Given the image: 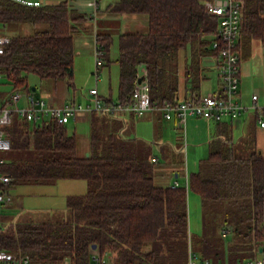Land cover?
<instances>
[{
    "label": "trees",
    "instance_id": "16d2710c",
    "mask_svg": "<svg viewBox=\"0 0 264 264\" xmlns=\"http://www.w3.org/2000/svg\"><path fill=\"white\" fill-rule=\"evenodd\" d=\"M205 1L117 0L107 6L111 14L144 15L147 24L143 32L118 35V56L113 61L112 36H96L101 65H118L117 96L109 101L131 100L141 66L147 70L153 105L198 94L204 78L201 61L215 55L210 45L217 35V20L205 13ZM242 12L237 51L246 55L253 42L264 46V0H244ZM88 20L66 0L40 1L39 6L0 0L2 31L23 24L36 29L30 35L10 36L0 54L1 77L13 87L29 88V73L64 79L73 87L74 35ZM187 50L180 80V52ZM234 126L218 123L208 156L188 176L187 187L172 188L153 181L151 145L123 137L121 126L104 118L91 121L87 155L78 154L77 137L66 124L45 126L13 118L6 127L11 147L0 155L4 159L0 173L10 181L0 184V190L9 193L15 184L74 179L84 180L86 191L66 197L64 219L0 227V248L27 264H89L92 245L101 255L107 254L111 264H181L188 239L190 189L199 195L203 215L209 214L202 234L208 237L194 244L202 257L215 262L223 258L218 241L223 232L237 241L228 246L229 258L254 255L263 245L264 128L258 147L253 117L236 142Z\"/></svg>",
    "mask_w": 264,
    "mask_h": 264
},
{
    "label": "rangeland",
    "instance_id": "374dc122",
    "mask_svg": "<svg viewBox=\"0 0 264 264\" xmlns=\"http://www.w3.org/2000/svg\"><path fill=\"white\" fill-rule=\"evenodd\" d=\"M44 2H57L58 0H42ZM112 0H102L100 2L101 8L104 7L108 2ZM125 21V20H124ZM123 21V31L130 30H140L143 32L146 30V23H139L136 27H129L128 21ZM92 25V24H90ZM89 24H85L84 27L87 31L92 28ZM142 28H141V27ZM35 27L23 24L20 25L16 29H8L3 31L5 34L9 36L13 35H30L35 32ZM80 42V43H79ZM239 42V40H238ZM92 48V49H91ZM94 43L90 42L87 37H83L75 44L73 43V49L75 52V56L73 58V87L68 88L66 85V81L64 79H55V78H39L35 74H26L27 76V85L31 89V87H35V95L45 100L52 102V100H60L64 98L65 92L67 91V100L72 99L73 93L75 96V100L78 102H84L82 95L88 93L89 89L96 88L100 95L107 96L108 91V83L110 81V89L112 92L113 99L117 96V83H118V66L115 63H111L109 71H102L99 76L100 80H95V60H94ZM91 50V51H90ZM91 52V53H89ZM184 52H180V60L179 64L181 66V61L184 58ZM188 54V50H187ZM89 55L91 58H89ZM118 56V36L115 35L113 37V41L109 50V59L115 60ZM239 68H240V85L239 91L242 94L241 105L244 107H248L249 110L244 112L243 120L244 124H240L238 127H234L232 131V139L233 141H238L239 138L243 135V133L247 129L248 122L250 120L249 116L253 114L254 110L251 107V96L253 94L258 96L257 106H264V46L258 44L257 42H253L250 45V49L248 54L242 55L239 52ZM214 61L213 58L206 57L202 59L201 65L202 68L205 69V79H203L200 83V93L206 94L209 92L215 82H217L216 70L214 69ZM183 67L180 70V75ZM182 76V75H181ZM180 76V80L182 77ZM9 86L5 82L3 78L0 79V91L6 90L5 87ZM182 87V84L180 85ZM9 88V87H7ZM158 114V113H157ZM157 114L153 112L146 113L143 117L135 116L128 125L121 127L120 132L123 137H135L142 139L149 143L153 148V154L158 157V161L155 162L154 165V173L156 177V184H164L166 180H171L174 177V174L178 173V180L181 185H184L185 178L183 176V171L186 170L187 176L191 173H194L198 169V163L200 160L206 158L208 156V145L207 141L205 142L206 133L202 131L201 127L195 130V125L192 127V133L189 134L187 124L185 128L177 129L171 122L164 120H157ZM160 115V114H159ZM156 118V120L154 118ZM212 135L214 134V124L210 122ZM67 130L69 133H75L78 141V154L83 155L86 154L89 145V123L87 120L85 121H74L71 120L66 124ZM161 127V137L160 141L169 147H179L177 150V155L175 157L174 163L169 161H165L161 156L159 150L154 146V143L158 142V132L157 128ZM257 131L259 133L258 141H260V128L257 127ZM207 134V133H206ZM211 135V136H212ZM180 136V140H178ZM209 138V137H208ZM211 138V137H210ZM260 143H262L260 141ZM262 146V145H259ZM2 152H0V155ZM161 179V181H158ZM57 181V180H56ZM54 181L47 186H23L18 187L16 189V193L20 194L19 197H23L25 201V205H23V209L27 210L30 206H35V202L38 204L37 207H42V211H51L45 210L47 208H53L52 211H55L54 214L41 213L39 216L45 222H54L60 220V218H65L66 215L62 212V208L66 207L65 199H61V197L65 196L67 192L74 191L76 193L79 192V189L75 186L72 188L70 185L74 183H78L85 188V181H69V180H60ZM70 183V185H69ZM42 192L41 194L38 192ZM43 191L45 193H43ZM63 195V196H62ZM187 214H188V229L189 232L193 235L200 236L202 234L203 221L206 223L209 221V214L203 215L201 212V204L199 196L192 192L190 189L187 190ZM27 208V209H26ZM23 212V210H20ZM18 211V212H20ZM209 224V223H208ZM213 229L218 231V228H215L213 225ZM219 243L223 246H227V244L223 242V238L218 239ZM193 250L197 253V249L194 245L192 239H187L186 245V254H182V259L180 261L181 264H186L187 261V252L188 249ZM241 253V252H240Z\"/></svg>",
    "mask_w": 264,
    "mask_h": 264
},
{
    "label": "built area",
    "instance_id": "2783aa9c",
    "mask_svg": "<svg viewBox=\"0 0 264 264\" xmlns=\"http://www.w3.org/2000/svg\"><path fill=\"white\" fill-rule=\"evenodd\" d=\"M23 5L39 6L38 0H10ZM244 0H208L204 2L206 14L217 20V35L211 41V49L215 51L212 56L216 70V87L206 94L187 95L183 99L153 105L150 101L147 70L141 66L136 72L131 100L127 102L109 101L101 97L97 89L91 88L84 102L67 100L60 105H53L44 98L36 96L29 88L5 87L0 91V152L10 149V140L6 134V127L13 118L22 119L30 124L45 125L54 122L67 124L71 120L88 114L114 116L120 113H131L137 117L146 112H157L165 120L183 124L187 118L196 117L212 120L214 122H230L237 125L242 122V116L248 107L239 101V53L237 44L240 36V25L243 18ZM10 36L0 29V54ZM95 80L99 78L98 66L102 62V51L95 45ZM0 75V79H1ZM139 80V81H138ZM258 96H251L252 115L256 125L264 128V106H257ZM4 162L0 158V164ZM10 181L8 175L0 173V184ZM176 179L172 181V188L178 187ZM11 196L0 190V214L2 206L11 202ZM264 245V229H263ZM91 259L95 264H111L107 254L101 255L93 250ZM0 264H27L26 259L18 260L15 256L0 248ZM187 264H220L213 259L202 257L188 249ZM238 264H264V250L259 257L247 258Z\"/></svg>",
    "mask_w": 264,
    "mask_h": 264
},
{
    "label": "crops",
    "instance_id": "0c3cea01",
    "mask_svg": "<svg viewBox=\"0 0 264 264\" xmlns=\"http://www.w3.org/2000/svg\"><path fill=\"white\" fill-rule=\"evenodd\" d=\"M38 1H41L43 2L42 0H38ZM72 7L76 8L78 11L82 12V13H85L86 15L89 16V20L85 23V24H92L90 25L92 28H90L89 31H87L84 27V25H82L78 31L75 33L74 35V41H75V44L77 43L78 40L80 39H83V37H87L88 40H90V42H93L94 43V46L96 44V36L97 35H102V34H109L112 36V38L115 36V35H119L121 33H133V32H140V30H130V29H127V30H122L123 29V21L126 22L128 21V24L129 27H136L139 23H146V17L144 15H137V14H122V15H118V14H111V13H108L106 11V8L109 4H113L115 3L117 0H112L111 2H108L104 7L101 8L100 6V2L102 0H66ZM141 27V26H140ZM142 28V27H141ZM4 31V30H3ZM240 38V37H239ZM80 43V42H79ZM92 49V48H91ZM91 51V50H90ZM91 53V52H89ZM238 53H239V50H238ZM187 51L184 52V58L187 56ZM74 56H75V52H74ZM188 57V56H187ZM89 58H91V56L89 55ZM211 58V57H210ZM240 58V57H239ZM112 63V62H111ZM111 63H109L108 65H105V66H102L101 65V70H100V74L102 73V71H109L110 70V65ZM115 63V62H113ZM116 64V63H115ZM118 66V65H117ZM183 67V64H182V61H181V66L179 67V71L181 70V68ZM139 69V68H138ZM205 70V69H204ZM182 74V72H181ZM240 74V73H239ZM180 75V73H179ZM203 75H204V78L205 79V71H203ZM181 76V75H180ZM100 76H99V80H100ZM202 79V80H203ZM201 80V81H202ZM239 85H240V80H239ZM117 86H118V83H117ZM68 87V86H67ZM216 87V82H215V85L213 86L212 89H214ZM70 88V87H68ZM211 89V90H212ZM36 90V88H35ZM34 90V91H35ZM210 90V91H211ZM98 91V90H97ZM108 95L107 96H103V95H100L101 97L105 98L106 100H109V99H113V96H112V92H111V89H110V81L108 83ZM99 93V92H98ZM198 94H201L200 93V87H199V91L197 92ZM67 91L65 92V96L64 98L60 99V100H52V102H49L53 105H60L62 104L63 102L67 101ZM83 98V101L86 100V97H87V94L85 95H82L81 96ZM185 98V97H184ZM180 99H183V98H180ZM69 100H73V101H76L75 100V96H74V93H73V96H72V99H69ZM242 100V94L240 93L239 91V101ZM148 113V112H146ZM145 113V114H146ZM153 113H156L157 112H153ZM144 114V115H145ZM144 115L140 116V117H143ZM244 116V115H243ZM242 116V117H243ZM93 117H99V118H104L108 121V123H115L116 125L118 126H121V127H124L125 125H128L129 122L135 117V115L131 114V113H120V114H117V115H114V116H106V115H98V114H88L86 116H83V117H79L78 119H76L75 121H85L87 120L88 123H89V128L91 127V121L93 119ZM154 118V117H153ZM249 118H252V115L249 116ZM156 120V118H154ZM157 120H164V121H168V122H171L174 126H176V128L178 129H181L184 127L185 128V125L187 124V128H188V131H189V134L192 133V127L195 125V130L199 129L201 127V132L206 130V133H203L206 135V140L205 142L207 141V145L209 144L210 140L215 138V135H216V129H217V124L218 123H223V122H214L212 120H208V119H203V118H196V117H189L186 119V121L183 123V124H178V122H175V121H171V120H165L163 119L159 113L157 114ZM210 122H212L214 124V134L212 135V131H211V125H210ZM226 122V121H225ZM128 123V124H127ZM244 120L242 118V122H237V125H235L234 127H238L240 124H244ZM256 125V123H255ZM199 127V128H198ZM233 127V128H234ZM256 127H258L256 125ZM259 128V127H258ZM262 130V128H260ZM161 127H158L157 128V132H158V142L154 143V146L159 150V152L161 153V156L164 158V160L166 161H169L171 163H174L175 161V157L177 155V150H179V147L177 149V147H169L168 145L164 144L163 142L160 141V137H161ZM121 133V132H120ZM75 134V133H74ZM89 134H90V130H89ZM255 134H256V140H257V146L258 147H262V146H259V145H262L263 144V135H262V131H260V141L262 143H260V141H258V137H259V133L257 131V128L255 130ZM212 135V136H211ZM76 136V135H75ZM89 137V136H88ZM209 137V138H208ZM211 137V138H210ZM178 140H180V136L178 138ZM78 142V141H77ZM90 142V140H89ZM88 149H89V145H88ZM151 150H152V153H153V148L151 146ZM88 151V150H87ZM88 153L86 152V155ZM153 156H155V162L158 161V157L153 154ZM205 159V158H204ZM202 159V160H204ZM200 160V162L202 161ZM199 162V163H200ZM198 163V164H199ZM183 176L185 178V182H184V186L187 185V181H188V176H187V173H186V170L183 171ZM156 175H154V182H155V185H158V186H162V187H171L172 186V181L174 179H176L179 183V185H181V183L179 182L178 180V173L176 172L174 174V177L173 179L171 180H166V181H161V179H159L158 181H161V182H164V184H156ZM60 180H64V179H60ZM60 180H57V181H60ZM69 181H84V180H74V179H67ZM56 181V182H57ZM86 184V183H85ZM48 184H15L13 185L10 189H9V194L11 196V202L8 203V204H4L2 206V210H1V214H0V227H3V226H6L8 225L9 223H17V222H45L44 220H40V219H43L41 218L39 215L41 213H48L49 214H54L55 211H52L53 208H47L45 210H49L51 209V211H42V207H37V203L35 202V206H30L27 210H24L23 209V205H25V201H24V198L23 197H19L20 194H14V191L16 193V189L18 187H23V186H47ZM70 185V183H69ZM72 188H75V186L79 189V192L76 193L74 191H71V192H67L66 194H64L65 196L61 197V199L63 198V200L65 199V202H66V197L68 195H81V194H84L85 191H86V185H85V188L82 187V185L78 184V183H74V184H71L70 185ZM187 187V186H186ZM188 190V189H187ZM38 193H42L41 191L38 192ZM43 193H45L43 191ZM21 196V195H20ZM199 196V195H198ZM200 198V197H199ZM200 204H201V200H200ZM20 210H23L20 211ZM62 210L66 216L68 215V210H67V207L65 208H62ZM20 211V212H18ZM201 212L203 213V209H202V206H201ZM61 219H64V218H60ZM202 234H203V227H202ZM200 235V236H196V235H193L192 233L189 232V229H188V239H192L194 244H196L197 241L199 240H204L206 239L205 237H203V235ZM222 238H223V244L224 242L227 244L226 248L225 246H223L222 244V255H223V258L221 260H218V263L220 264H238L240 263L241 261L247 259V258H254V257H259L261 252L264 250V245L260 246L259 249L261 248V252L259 251H256L254 253V255L252 256H245L241 259H236L237 257H233V258H229L228 257V246L236 243L237 241H235L232 237V234L230 233H227V232H223L222 234ZM200 241V242H201ZM93 250H96V249H93ZM197 254L202 256L201 255V252L199 250H197ZM241 257L243 256V254H239ZM248 255V254H247ZM89 264H95L93 262V260L91 259ZM186 264H187V261H186Z\"/></svg>",
    "mask_w": 264,
    "mask_h": 264
},
{
    "label": "water",
    "instance_id": "95a60500",
    "mask_svg": "<svg viewBox=\"0 0 264 264\" xmlns=\"http://www.w3.org/2000/svg\"><path fill=\"white\" fill-rule=\"evenodd\" d=\"M139 81V80H138ZM31 90L34 91L35 90V87H31ZM92 249H95V245H92ZM261 248L259 249V251L261 252Z\"/></svg>",
    "mask_w": 264,
    "mask_h": 264
}]
</instances>
